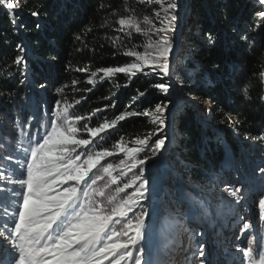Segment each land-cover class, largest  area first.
Segmentation results:
<instances>
[{
	"label": "trees",
	"instance_id": "16d2710c",
	"mask_svg": "<svg viewBox=\"0 0 264 264\" xmlns=\"http://www.w3.org/2000/svg\"><path fill=\"white\" fill-rule=\"evenodd\" d=\"M7 2L13 3L17 10L13 15L6 3H0V171L5 175L11 169L8 161L2 158L16 155L13 149L27 144L25 132H34L38 125L41 130L44 126L50 129L51 108L56 100L69 104L79 100L80 103L69 111L80 116H89L95 109L116 104L115 108L108 107L95 114L91 121H81L78 125L81 138H87L84 123L97 126L124 111L149 110V117H131L121 122L103 141H97L101 147L115 151L114 144L121 137L127 146L132 147L135 146L134 138H143L154 131L156 125L152 124L151 118L155 104L171 99L170 116H166V122L169 126L173 122L174 137L171 136V140L175 141L162 155L149 159L145 165L147 179L163 186L161 207L165 205L167 210L174 211L172 204L176 200L180 205L181 193H194L197 199L207 198L205 200H210L216 207L222 202V188L227 176L236 182V169L247 175L249 185L245 191L250 197L256 191L255 196L261 193L262 186L253 183V179H261L258 169L264 167V21L257 16L264 7L258 0H184L186 8L182 20L176 19L181 25L177 44L171 38L177 54L172 57L175 74L170 81L173 89L169 97L161 96L151 87L160 82L155 75L138 74L130 80L122 73L104 80L101 79L103 73L94 78L91 75L104 67L135 62L134 57L123 55L128 49L145 51L148 37L134 31L130 34L120 32L117 21L132 16L142 26L145 17L154 22L153 11L158 5L151 0ZM32 11H38L39 18L32 17ZM37 23L41 24L39 30L35 27ZM208 32L216 36L215 45H209L205 36ZM245 36L247 41L243 39ZM152 38L157 39L156 36ZM18 56L27 60L26 68L24 64L15 63ZM216 64L220 67L213 69ZM90 78L93 80L91 84L88 83ZM181 79L184 81L183 90L178 86ZM73 81H76L75 87ZM40 84L46 87L40 89ZM145 91L147 95L141 97L139 93ZM195 101L208 103L214 118L198 111ZM45 108L49 111L46 112ZM228 113L236 122L235 130L226 126ZM32 115L36 117L32 128H25L22 132V126ZM212 125L222 128L216 132ZM165 134L170 136L169 127ZM245 136L255 139L246 140ZM157 138L154 136L152 142ZM164 154L167 165H164ZM145 156L151 157V151L145 150L138 158ZM123 159L124 154L109 158L107 163L116 169L113 175L119 176ZM174 172L180 174V183ZM97 175H103V178L95 187L104 190L107 203L106 197L114 194L115 186L109 184L102 169ZM126 181L121 178V186ZM201 187L206 191H201ZM155 198L157 196L153 194L148 213L155 205ZM234 210L231 208L229 212ZM158 220L159 248L164 252L165 245L175 247L174 242L170 243L174 236L169 237V232L174 234V226L184 219L176 213H163L162 208ZM168 220H172L173 223L168 225H173L172 228L164 227ZM188 245L182 248V252L187 251ZM166 251L169 252L168 248ZM145 259L143 251L142 263Z\"/></svg>",
	"mask_w": 264,
	"mask_h": 264
},
{
	"label": "snow or ice",
	"instance_id": "6c2138e0",
	"mask_svg": "<svg viewBox=\"0 0 264 264\" xmlns=\"http://www.w3.org/2000/svg\"><path fill=\"white\" fill-rule=\"evenodd\" d=\"M151 2L159 5L158 10L153 11V15L159 18V26L148 17L144 18V26L132 16L121 17L117 21L120 32L128 31L130 34L134 31L148 37L145 51L128 49L123 55L134 57L135 62L104 67L91 75L94 78L98 73H103L102 80L118 73L125 74L129 80L138 74L155 75L160 82L151 87L161 96L169 97L173 89L170 81L175 74L172 67L175 44L167 33L175 31L174 13L179 6L176 0ZM0 3H6L7 9L15 14L17 8L13 3L7 0H0ZM258 3L264 7V0H258ZM30 15L39 18L40 13L32 11ZM257 16L264 21V11H259ZM259 26L257 24V28ZM35 27L39 30L41 24L37 23ZM154 35L158 36L155 40L152 38ZM205 36L209 45H215L217 38L212 32ZM243 39L247 41L248 37ZM18 47L24 50L22 46ZM15 63L27 67V60L23 56H18ZM219 67V64L213 65V69ZM92 82L90 78L88 83ZM75 85L76 81H73V87ZM178 86L184 89L182 79L178 81ZM45 87V84L39 85L40 89ZM139 95L143 97L147 92H140ZM79 103V100L75 102ZM75 104L56 100L51 108L50 129L44 126L41 130L38 125L34 132H25L27 144L14 148L16 155L2 158L8 161L11 171L7 175L0 171V183L3 185L0 187V264H142L141 242L145 237L149 215L144 200L151 183L146 177L145 165L149 159L162 155L166 148L168 136L165 133L169 127L166 116L172 100L164 99L155 104L156 115L151 118L152 124L156 125L154 131L143 138H134L135 146L132 147L127 146L121 137L114 144L115 151L101 147L97 141H103L121 122L131 117H149V110L124 111L97 126L84 123L83 131L87 138H81L78 127L81 121H91L95 114L106 111L108 107L115 108L116 104L95 109L89 116L72 115L69 110ZM45 111L49 110L45 108ZM226 117V126L235 130L236 122L232 114L228 113ZM35 120V115L29 116L21 131L24 132L25 128L30 130ZM154 136L158 138L153 143ZM244 139L255 138L245 136ZM145 150L151 151V157L138 158ZM120 154L125 156L120 161L123 168L119 176H115L113 164L107 163L105 166V162ZM101 169L110 178V184L115 185L114 194L106 197L107 203L104 190L95 187L103 178L97 175ZM137 169L139 175H134L133 179L121 186V178ZM258 172L261 181H264V167H260ZM129 189H132L130 193ZM243 191L242 186L224 184L222 202L215 209L210 200L197 199L194 193L184 195L194 202L192 219L203 223L209 220L215 222L231 210L233 204L239 205ZM122 193L125 195L120 197ZM257 207L264 210V196L259 198ZM251 227V223L245 221L240 231L246 233ZM184 231L189 232L190 240L193 236L204 235L203 231L194 229L185 228ZM253 243L254 240L250 239L247 250L236 249L243 253L241 264L245 261L247 264H264V251L258 253V260L253 258ZM196 248L199 264H205L206 245L198 243Z\"/></svg>",
	"mask_w": 264,
	"mask_h": 264
},
{
	"label": "rangeland",
	"instance_id": "374dc122",
	"mask_svg": "<svg viewBox=\"0 0 264 264\" xmlns=\"http://www.w3.org/2000/svg\"><path fill=\"white\" fill-rule=\"evenodd\" d=\"M176 2L179 7L177 8L174 14L176 15V19L180 18V21H181L182 13L183 11H185L184 9L186 7L184 6L185 5L184 0H176ZM158 8H159V5H158ZM158 20L159 18L155 17L154 22L157 24V26H159ZM179 25L180 24H177L175 20L174 22L175 31L167 33V35L170 38L173 37V39L176 40V44H177V39L179 37V32H180ZM160 35H163V33H161ZM156 38H158V36H156ZM175 49H177L176 45H175ZM174 54H175V50H174ZM175 92H176V95L179 97V95L177 94V90H175ZM175 101L178 103L179 99L176 97ZM195 104L198 108V111L200 112L202 111L206 117L209 116L211 118H214L215 114L213 110L211 109V106L208 103L195 101ZM168 114L170 116L169 111L167 113V116ZM153 115H156L155 110H154ZM172 123L173 122L171 121L170 126H169L170 136H168V138L169 137L170 138L168 139L165 149H167L170 146V144H173V142L175 141V139L171 140V136L174 137L172 135L173 133ZM212 126H213V130H215L216 132L220 131V128H222L219 125H212ZM164 158H166L165 154L163 155V161H164ZM108 160L105 162V164H107ZM164 163H165L164 165L168 164L167 159H165ZM125 171H127V169H125ZM119 174H120V171H119ZM132 174L138 176L139 175L138 169L135 170L134 173H128V175L125 177H122V179L130 181L131 179H133V176H134ZM174 174L175 175L177 174V178L180 181V178H181L180 174L178 172H174ZM100 176H103V175H100ZM106 179L108 182H110V178L108 176ZM128 181H126V183ZM150 182H151L150 190L147 194L146 199L144 200V206L146 210L148 208V203L150 202V199L153 196V194H155L157 198H155L156 199L155 205L154 207H152L147 217V227L145 231V237L143 241L141 242L143 251L146 253V259L142 264H147V263L149 264H163V263L164 264H199L200 257L196 254L197 253L196 245L198 243H204L206 245V249H205L206 255L203 258L205 261V264H241V260L243 259V253L237 252L236 249L239 247V248H243L247 250L249 248L250 239L254 240V243L252 245L254 249L253 258L257 260L259 259L258 253L261 251H264V210H260L257 207V205H258L259 198L261 196H264V181H261V179H258V180L253 179L254 184L258 183V185L262 186V191L260 194L258 193L259 195L255 196V194H257V191H256V193H254V195L251 194V197H250L249 192L246 193L245 191V187L249 185V181L247 180V175L241 172L240 169H236V182L234 181L233 178H231L230 176H227L225 184H229L232 187H236V186L243 187L244 191H243V199L241 203L239 205L233 204L232 208L235 210L231 212L228 211L227 215L222 217L223 219L217 218L215 222L209 220L203 223H201L199 220L192 219V209L195 205H194V202L190 200L189 198L185 200L186 202L182 200V202H180V205L178 204L176 200H175V204L171 203L175 207L174 211L167 210L164 205L166 203L163 204L164 207H161V199H162L161 194L163 191L162 190L163 186L159 187V185L157 184L158 182L153 183V181L151 180ZM160 184H162V182ZM99 189L101 188L99 187ZM200 189L203 192L206 191L204 187H201ZM131 191L132 189L128 190L129 193ZM124 195L125 194L122 193L120 194V197H123ZM212 206H213V209H215V206L214 205ZM162 208H163V213H165L166 211L176 213V214L181 215L184 219L183 222L181 221L177 223L176 226H174L173 228L175 236L178 235V237H173L170 243L171 244H173V242L175 243L174 240L176 238L175 247L170 246V245L169 246L165 245L164 252L159 248L160 246L159 241H160L161 233L159 231L160 222L158 220V217L160 216V212ZM187 221L189 222L186 223ZM245 221H249L252 227L249 228L246 233H242L240 229L243 227V222ZM170 223H173L172 220H168L166 225H164V227L172 228L173 225H170L168 227ZM119 227L120 226H118V228ZM185 228L194 229L196 231H203L204 235L201 237L193 236L191 241H188L189 243L188 242L184 243L183 241L185 239L188 240L187 237L189 238V232L184 231ZM169 237H172V236H169ZM187 244H189L187 251L182 252V248L186 247ZM166 248H168L169 252L166 251ZM244 264H247V261H245Z\"/></svg>",
	"mask_w": 264,
	"mask_h": 264
},
{
	"label": "bare ground",
	"instance_id": "6f19581e",
	"mask_svg": "<svg viewBox=\"0 0 264 264\" xmlns=\"http://www.w3.org/2000/svg\"><path fill=\"white\" fill-rule=\"evenodd\" d=\"M181 194L183 195V193H181ZM169 234H170L171 236L178 237V235H177V236H175V234H173V233H170V232H169ZM187 239H188V241H191V240H190V238H187ZM185 240H186V239H185ZM185 240H184L183 242H185V243H186V241H185ZM147 264H149V263H147Z\"/></svg>",
	"mask_w": 264,
	"mask_h": 264
}]
</instances>
